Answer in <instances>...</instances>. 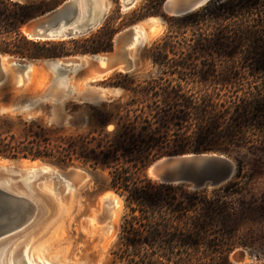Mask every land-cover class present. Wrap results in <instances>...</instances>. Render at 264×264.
Returning a JSON list of instances; mask_svg holds the SVG:
<instances>
[{
    "label": "trees",
    "instance_id": "obj_1",
    "mask_svg": "<svg viewBox=\"0 0 264 264\" xmlns=\"http://www.w3.org/2000/svg\"><path fill=\"white\" fill-rule=\"evenodd\" d=\"M48 6L45 0H0V36H8L0 51L45 59L109 49L110 38L102 35L111 16L98 38L84 39L76 49L67 44L79 40L28 38L22 25ZM157 13L142 4L123 25ZM169 20L179 25L173 30L169 23L156 46L169 71L166 83L122 86L134 96L157 88L154 105L136 97L118 101L115 112L97 117L100 128L87 132L56 133L2 114L0 157L106 170L126 209L113 253L127 264H230L232 249L255 240L232 223L242 207L255 201L253 187L264 179V0H210ZM169 51L176 59L167 58ZM186 152L231 156L238 163L237 176L201 191L149 178L151 161Z\"/></svg>",
    "mask_w": 264,
    "mask_h": 264
},
{
    "label": "rangeland",
    "instance_id": "obj_2",
    "mask_svg": "<svg viewBox=\"0 0 264 264\" xmlns=\"http://www.w3.org/2000/svg\"><path fill=\"white\" fill-rule=\"evenodd\" d=\"M45 1L49 5L46 10L48 11L65 0ZM162 2L163 0H137L131 8H125L122 0H99V3L106 6L99 25L74 38L53 40H79L76 43L67 44L68 48L76 49L84 39L98 38V29L105 19L111 16L113 19L109 30L102 35L106 39L110 38V47L107 51H111L114 48L115 35L139 23L138 26L145 37L143 43L141 45L137 43L125 49L132 58L133 69L128 71L116 69L103 76H98L92 64L84 60L81 61L80 67L55 73L47 69L45 63L36 62L37 67L35 66L34 71L29 73L31 84L29 80L23 86L16 83L15 79L18 78L21 81V77L9 72L7 81L0 86V115L7 114L12 118L19 117L24 121H34L44 128L57 131L56 133L87 132L100 128L97 117L103 112H115L118 101L124 104L136 97L139 101L145 100V103L154 105L151 101L157 99L153 96H157V91L160 92L157 88L144 89L142 95L138 93L134 96L130 90L122 86L130 87L137 81L145 86L148 82V86L160 87V84L168 80L169 71L166 72V67L163 66L165 60L163 61L158 55L156 46L167 31L168 24L170 23L174 30L179 23L176 20H169L174 16L163 13ZM145 3L152 5L153 10L158 13L123 25L128 21L131 11ZM151 16L155 17L150 18ZM186 34L187 37L191 35L190 32ZM7 38L6 35L0 36V46L4 40L7 41ZM177 38L172 39L176 42L175 45L179 42ZM119 48L122 47L119 46ZM0 53L11 55L1 51ZM83 54L90 53L52 58L71 59ZM155 54H157L156 57ZM168 57L176 59L170 51ZM24 59L32 61V59ZM80 71L84 73V76L79 80L77 73ZM56 76H61L59 82ZM169 77H173V74ZM77 83L83 86L86 93L91 94L81 100L72 99L73 85ZM30 98L31 100L41 98V100L29 109L10 111L12 105L20 107L31 101ZM112 128L111 124L107 126L108 130ZM45 162L63 172L68 167H75L85 172L87 176L84 179H82L84 174L80 178L79 176L73 177L71 184L70 181L62 182L59 176H52L49 170H46L45 174H38L32 178L28 176L27 170L23 172L30 166L45 164ZM0 180L23 189L36 203L33 219L20 229L7 233L3 237L0 242V251L3 256L4 253L10 252L20 264H23V258L27 263L29 260L38 259L41 264H127L126 260L116 258L117 255L113 253L117 239L122 232L126 209L123 198L110 187L106 170L90 169L73 164L64 165L48 159L0 157ZM252 193L255 201L247 204L251 205L250 207H242L232 224L235 228L246 230L247 235L255 240L246 246H237L232 249L228 255L230 264H264V179H260L255 184ZM239 249L245 251L247 255L243 262L235 263L230 256L233 251Z\"/></svg>",
    "mask_w": 264,
    "mask_h": 264
},
{
    "label": "water",
    "instance_id": "obj_3",
    "mask_svg": "<svg viewBox=\"0 0 264 264\" xmlns=\"http://www.w3.org/2000/svg\"><path fill=\"white\" fill-rule=\"evenodd\" d=\"M209 1L163 0L162 11L168 16L179 17L195 11ZM87 3L88 10L86 9L85 12L84 9ZM135 3V0H123L125 8H131ZM92 9L91 0H65L55 8L28 19L24 23L26 26L25 35L30 39L54 40L59 38L69 39L85 34L99 25L106 7H99L96 11ZM134 25L136 24L121 31L119 46L122 48L119 49L122 51L118 52L116 56L110 55L114 48L107 52L83 54L88 57L87 61L92 64L96 75L111 72L116 69L118 64L128 63L129 70L133 69L131 59L125 49L129 48V43L135 33ZM98 54L103 56L104 64L102 66L98 64L99 59L96 56ZM6 55L0 53V86L7 81L9 71L20 74L23 79L26 78L28 73L29 60L11 55L5 58ZM53 59L56 58L42 60L52 61ZM62 59L63 64L61 67H55L54 64L48 63L46 65L47 69L51 72L60 73L67 71L77 63L76 56L71 59ZM24 105L25 103L22 104V106ZM78 170L82 171L75 167L66 169L67 172H71L72 177L79 176L80 178L82 174L80 175L77 172ZM237 173V161L224 153L217 152H186L163 155L151 161L147 166V174L152 181L170 185H186L188 189L194 191L227 185L236 178ZM60 175L67 176L64 173ZM32 205L34 204L26 197L10 192L0 186V242L7 233L20 229L31 221V211L34 212ZM232 254L235 263L243 262L246 258L245 251L242 250L233 251Z\"/></svg>",
    "mask_w": 264,
    "mask_h": 264
},
{
    "label": "bare ground",
    "instance_id": "obj_4",
    "mask_svg": "<svg viewBox=\"0 0 264 264\" xmlns=\"http://www.w3.org/2000/svg\"><path fill=\"white\" fill-rule=\"evenodd\" d=\"M123 1V0H122ZM137 0H135V2H136ZM91 3H93V11H96L99 7H106L104 4H102V3H99V0H91ZM123 6H124V4H123ZM86 9L88 10V3L86 4V8L84 9L85 10V12H86ZM150 18H154V17H150ZM158 18H160V17H158ZM161 19V18H160ZM139 24V23H138ZM138 24H136V25H134V30H135V33H134V35H133V37H132V40L130 41V43H129V46L128 47H131L132 45H135V44H139L140 43V45L143 43V41H144V33H143V31H142V29L138 26ZM22 31H23V33L25 34L26 33V26L24 25L23 27H22ZM121 33L122 32H118L116 35H115V37H114V51L112 52V53H110V55H115L116 56V54L118 53V52H121L122 50H120L119 49V45H120V41H119V38H120V35H121ZM102 54H98V55H96L97 57H98V64L100 65V66H102L103 64H104V60H103V56H101ZM7 57H9L8 55H6L5 56V58H7ZM130 57V56H129ZM77 58V63H75L74 65H72L69 69L71 70L73 67H80L81 66V61H84V60H88L87 58V56L86 55H82V56H78V57H76ZM130 59H131V66H133V61H132V58L130 57ZM70 61H73V60H70ZM41 62H43V63H45L46 65L48 64V63H51L52 65L54 64L55 65V67H57V66H62V62H63V59L62 58H56V59H53L52 61H43V60H41ZM32 61H28V69L30 68V66L32 65ZM129 64L127 63V64H118L117 65V67H116V69H118V70H121V71H128L129 70ZM115 69V70H116ZM10 73H12V71H9ZM56 73V72H55ZM107 73H109V72H107ZM107 73H105V74H107ZM105 74H103V73H99V74H97L98 76H103V75H105ZM15 75H19L20 76V74H15ZM15 75H14V78H15ZM62 76V75H61ZM61 76H56V78H57V82H59V80L61 79ZM52 79V78H51ZM54 80V79H53ZM52 80V81H53ZM15 82L16 83H18V84H20L21 83V81L18 79V78H16L15 79ZM56 82V83H57ZM46 95H49L48 93H46ZM87 95H85V97H86ZM45 97V96H44ZM88 97V96H87ZM30 100H31V98H30ZM39 100H41V98H34V99H32L31 101H29L28 103H26L24 106H20V107H18V106H16V105H14V106H12L11 108L12 109H10V111H14L15 109H17V110H26V109H29V108H31V107H33L37 102H39ZM26 170H27V173H28V176L30 177V178H32L33 176H37L38 174H45V172H46V170H49L50 172H51V174H52V176L53 175H55V176H59L60 178H61V180H63L62 182H65V181H70L71 182V179H73V177H72V175L70 174L71 172H67V171H65V172H63V171H61V170H59L57 167H55V166H53V165H50L49 163H46L45 162V164H40V165H33V166H30V167H28L27 169H25V171H23V172H26ZM73 172V171H72ZM80 175L81 174H84L85 176H87L86 175V173L85 172H83V171H77ZM61 173H64L65 175L67 174V176L66 177H64V176H62V175H60ZM20 174H22V172H20ZM85 177H83L82 179H84ZM71 184H72V182H71ZM0 186L2 187V188H4V189H6V190H8V191H10V192H13V193H16V194H19V195H22V196H24V197H26L27 199H29V201L30 202H32L34 205H32V207H33V209H34V212H32L31 211V214H32V216H31V220L33 219V217H34V215H35V212H36V203L30 198V196H29V194H27L23 189H21V188H17V187H14V185L13 184H8L6 181H3V180H0ZM66 186H68V185H66ZM183 187H185V188H187V186L186 185H184ZM114 200V199H113ZM112 200V201H113ZM240 250V249H239ZM236 251V250H235ZM2 252L0 251V264H20V262H17L16 260L17 259H15L14 257H12V255H11V253L10 252H6V253H4V256L1 254ZM245 254L247 255V253L245 252ZM233 254H231V256H230V258H231V260L233 261ZM24 259V258H23ZM22 259V262H23V264H41V263H39V260L38 259H32V260H29L28 261V263H27V261H25V259L23 260ZM38 260V261H37Z\"/></svg>",
    "mask_w": 264,
    "mask_h": 264
},
{
    "label": "crops",
    "instance_id": "obj_5",
    "mask_svg": "<svg viewBox=\"0 0 264 264\" xmlns=\"http://www.w3.org/2000/svg\"><path fill=\"white\" fill-rule=\"evenodd\" d=\"M32 61L33 62H35L34 63V65H33V63H32V65L30 66V68L28 69V73H27V76H26V78L25 79H23L22 77H21V75H20V77H21V83L20 84H22V86H23V84L26 82V81H28L29 80V84H31V73L30 72H33L34 70H33V68L36 66V62H40L41 60H35V59H32ZM37 67V66H36ZM30 73V74H29ZM77 74H79V80L81 79V78H83V76H84V73L82 72V71H80V72H78ZM72 92H73V96H72V99H77V100H81L83 97H85L84 95H89V94H91V93H86V91L84 90V88H83V86H80L78 83L76 84V85H73V90H72Z\"/></svg>",
    "mask_w": 264,
    "mask_h": 264
}]
</instances>
